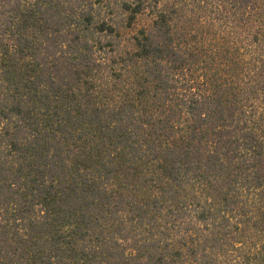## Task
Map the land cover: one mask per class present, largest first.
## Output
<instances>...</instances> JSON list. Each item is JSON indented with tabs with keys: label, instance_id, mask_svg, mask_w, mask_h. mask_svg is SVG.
I'll return each mask as SVG.
<instances>
[{
	"label": "trees",
	"instance_id": "1",
	"mask_svg": "<svg viewBox=\"0 0 264 264\" xmlns=\"http://www.w3.org/2000/svg\"><path fill=\"white\" fill-rule=\"evenodd\" d=\"M0 264H264V0H0Z\"/></svg>",
	"mask_w": 264,
	"mask_h": 264
}]
</instances>
